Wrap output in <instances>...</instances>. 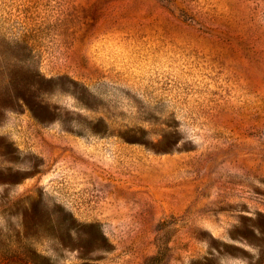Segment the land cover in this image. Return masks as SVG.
I'll use <instances>...</instances> for the list:
<instances>
[{
  "label": "rangeland",
  "instance_id": "obj_1",
  "mask_svg": "<svg viewBox=\"0 0 264 264\" xmlns=\"http://www.w3.org/2000/svg\"><path fill=\"white\" fill-rule=\"evenodd\" d=\"M0 264H264V0H0Z\"/></svg>",
  "mask_w": 264,
  "mask_h": 264
}]
</instances>
